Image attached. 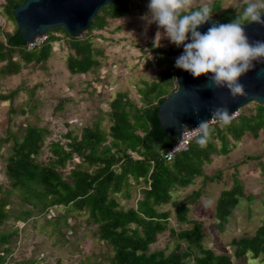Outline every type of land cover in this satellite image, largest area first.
<instances>
[{"label":"trees","instance_id":"trees-1","mask_svg":"<svg viewBox=\"0 0 264 264\" xmlns=\"http://www.w3.org/2000/svg\"><path fill=\"white\" fill-rule=\"evenodd\" d=\"M24 1L5 0L4 12L15 26L13 10ZM131 1L114 0L101 8L80 38L69 36L61 28L53 29L48 31L42 43L29 51L17 28L12 33H3L4 40H0V75L13 76L29 64H45L52 46L58 41L54 32L62 33L68 40L70 52L66 67L69 74L94 73L101 63L103 51L93 48L89 35L95 37L94 33L106 29L110 21L130 14ZM219 5L217 0L209 6L212 15ZM242 13L225 10L214 17L219 23H229ZM159 51L161 55L156 53L159 59L155 65L160 71L158 79L143 83L138 89L139 105L123 93H116L109 102L107 132L101 129L100 121L83 127L79 137L68 132V142L64 145L59 141L50 142V158L40 163L36 158L47 132L37 126L25 129L23 138L14 143L7 158L5 175L9 180V191L19 194L22 202L32 210L14 219L27 220L33 211L45 214L49 208L63 209V217L66 218L85 214V224L96 227L95 235L112 251L107 264H189L190 258L193 264H233V258L240 259L248 254L252 259L261 257L264 261V222L252 236L231 240L232 256L218 255L203 247L202 224L187 218L189 207L201 197L200 191H192L182 199H173L174 193L193 184L194 179L202 175L203 166L211 163L213 155L229 153V138L239 141L247 133L253 137H257L260 131L264 133V105L254 102L253 111L240 112L228 126L212 123L214 131L206 147H200L193 139L187 151L165 162L163 153L176 142L177 134L160 129L157 110L161 102L176 90L175 66L169 59L182 53L183 45L177 47L173 44L167 52ZM8 99L9 96H0L2 102ZM4 141L0 139V143ZM216 142L220 143L219 148L215 146ZM74 158L79 162L63 175L66 163ZM204 179L213 181L211 176L205 175ZM140 184L143 186L139 190L141 198L136 201V208L124 209L118 197L130 198L132 187ZM1 192L0 188V226H3L12 215L7 210L8 192ZM243 196V188L237 180L231 188L220 192L214 211L219 232L226 230L229 217ZM165 205L173 208L179 224L192 226L175 233L173 228L168 227L170 212L159 211ZM57 217H49L55 227L59 225ZM166 231L179 241H185V247L182 248L178 242L168 254L161 250L149 252V247L157 242V236ZM16 235V231L5 233L0 230V264L3 253L9 252L4 247ZM36 263L29 260L17 264Z\"/></svg>","mask_w":264,"mask_h":264},{"label":"rangeland","instance_id":"rangeland-1","mask_svg":"<svg viewBox=\"0 0 264 264\" xmlns=\"http://www.w3.org/2000/svg\"><path fill=\"white\" fill-rule=\"evenodd\" d=\"M216 1L195 0L193 9L204 4L211 6ZM218 1L220 5L212 15L213 20L214 16L225 10L244 11L247 6V0ZM149 2L132 0L130 14L110 21L106 29L94 33L95 37L89 35L93 48L103 51L101 63L92 74H69L66 67V58L70 52L68 40L62 33L54 32L58 41L52 46L51 55L45 64H29L13 76L0 75V96H9L6 101L0 100V139H5L0 143L1 193L10 190L5 175L7 158L12 153L14 143L23 138L28 126H37L47 132L44 145L36 158L38 162L45 163L50 158V142L66 144L68 132L79 137L83 127L97 121H100L101 129L107 132L109 119L106 114L109 102L116 93L125 94L139 105L138 89L143 83L157 80L160 72L155 66L143 62V50H150L160 56V49L167 52L173 45L162 28L149 22ZM4 4L5 0H0L2 41L3 33H12L16 29L4 12ZM254 107V102L248 103L232 119L240 112L253 111ZM229 140V153L213 155L211 163L203 166L202 175L196 177L193 184L174 193L173 199H182L192 191L199 190L201 197L189 207L187 218L202 224V244L205 249L218 255L232 256L231 240L252 236L264 222V133L260 131L257 137L247 133L239 141ZM215 146L219 148L220 143L216 142ZM78 162L77 158L68 161L63 175ZM205 175L211 176L213 181H206ZM235 180L242 186L244 196L230 215L226 230L219 232L214 218L216 200L222 190L233 186ZM142 186L132 187L128 199L118 197L124 209L136 208ZM7 200V210L12 217L0 226V230L5 233L16 231L17 237H12L4 247L9 252L3 253L2 264L29 260L37 261L36 264H107L108 258L112 256L109 246L95 235L96 227L85 224V214H74L66 218L63 217V209L49 208L45 214L33 211L27 220L16 221L15 216L32 209L22 202L16 192L9 191ZM159 211L170 212L168 227L173 228L175 233L192 226L179 224L170 205L163 206ZM53 215L59 219L56 227L49 218ZM178 242L182 248L185 247V241H179L166 231L157 236V242L149 247V252L161 250L168 254ZM189 264H193L191 258ZM233 264H264V261L261 257L252 259L248 254L240 259L233 258Z\"/></svg>","mask_w":264,"mask_h":264},{"label":"clouds","instance_id":"clouds-1","mask_svg":"<svg viewBox=\"0 0 264 264\" xmlns=\"http://www.w3.org/2000/svg\"><path fill=\"white\" fill-rule=\"evenodd\" d=\"M194 3L195 0H150L149 22L162 28L172 44L183 45V53L175 61L177 68L193 78L211 74V86L226 87L232 97L246 95L239 80L253 70L254 62L264 61V41H250L244 21L264 24V0H247L240 17L229 23H213L204 33L197 29L211 20L212 11L208 4L193 10ZM232 118L226 106L216 107L209 120H202L193 128L181 124V135L195 139L203 148L212 139L214 129L210 122L224 127L231 124Z\"/></svg>","mask_w":264,"mask_h":264},{"label":"water","instance_id":"water-1","mask_svg":"<svg viewBox=\"0 0 264 264\" xmlns=\"http://www.w3.org/2000/svg\"><path fill=\"white\" fill-rule=\"evenodd\" d=\"M113 1L25 0L13 10V18L17 33L26 44L47 36L48 31L57 28L63 29L71 37L80 38L91 25L97 12ZM213 23L219 24L211 19L197 30L204 33ZM244 24L250 41H264V24L249 21ZM254 65L253 70L239 80L244 85L246 95L236 97H232L226 87L213 88L209 81L211 74L193 78L189 72L176 67V90L158 106L160 129L165 133H176L178 139L181 135V124L193 128L200 121L209 120L211 111L216 107L226 106L234 117L248 103L264 105V61L254 62Z\"/></svg>","mask_w":264,"mask_h":264},{"label":"built area","instance_id":"built-area-1","mask_svg":"<svg viewBox=\"0 0 264 264\" xmlns=\"http://www.w3.org/2000/svg\"><path fill=\"white\" fill-rule=\"evenodd\" d=\"M46 37L47 36H43L41 38L36 39L34 42H32L30 44H26L27 50L29 51L34 46H37L40 43H42ZM181 54L171 56L170 60L173 62L174 65H175V61H176L177 57H179ZM141 57H142V60L144 63L150 64L153 66L156 65V63L158 62V59H159L158 55L155 54L154 52L150 51V50H143ZM192 140L193 139H189L186 136L180 135V137L176 140V142L172 146L168 147L166 149V151L163 153L164 161L170 162L173 160V158L176 154L187 151L189 148L190 142Z\"/></svg>","mask_w":264,"mask_h":264}]
</instances>
